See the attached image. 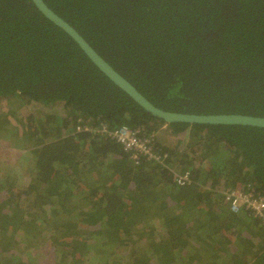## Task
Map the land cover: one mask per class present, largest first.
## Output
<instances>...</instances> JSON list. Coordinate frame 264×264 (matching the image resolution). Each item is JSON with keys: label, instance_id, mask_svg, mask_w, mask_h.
Masks as SVG:
<instances>
[{"label": "trees", "instance_id": "obj_1", "mask_svg": "<svg viewBox=\"0 0 264 264\" xmlns=\"http://www.w3.org/2000/svg\"><path fill=\"white\" fill-rule=\"evenodd\" d=\"M45 2L158 107L264 116V0ZM15 99L0 108V264H264L259 220L222 199L264 194L263 127L169 123L165 165L134 163L77 125L165 122L32 0H0V101Z\"/></svg>", "mask_w": 264, "mask_h": 264}, {"label": "built area", "instance_id": "obj_2", "mask_svg": "<svg viewBox=\"0 0 264 264\" xmlns=\"http://www.w3.org/2000/svg\"><path fill=\"white\" fill-rule=\"evenodd\" d=\"M76 130L93 131L102 137L114 140L121 144L126 152L130 153L131 159L136 164L146 159L165 165L168 154L155 148L156 140L164 137L169 138L173 143L175 140L177 143L178 140L168 123H163L157 130L150 133H146L140 127L117 126L110 128L105 123L99 127L78 124ZM174 178L177 186H186L192 182V173L188 168L178 170L175 171ZM242 188V190L222 193V199L229 204L232 211H246L249 215L257 218L264 228V194L257 192L254 186L250 184L244 185Z\"/></svg>", "mask_w": 264, "mask_h": 264}, {"label": "water", "instance_id": "obj_3", "mask_svg": "<svg viewBox=\"0 0 264 264\" xmlns=\"http://www.w3.org/2000/svg\"><path fill=\"white\" fill-rule=\"evenodd\" d=\"M38 10L53 24L67 33L83 50L87 57L115 85L129 95L140 107L165 123L188 122L221 125H247L264 128V116L243 113L196 114L166 110L150 101L132 82L118 72L86 38L68 21L58 15L45 0H32Z\"/></svg>", "mask_w": 264, "mask_h": 264}, {"label": "rangeland", "instance_id": "obj_4", "mask_svg": "<svg viewBox=\"0 0 264 264\" xmlns=\"http://www.w3.org/2000/svg\"><path fill=\"white\" fill-rule=\"evenodd\" d=\"M18 106V102L16 101V99L14 101H12V103H10L9 101H0V108L2 110H10V109H16V107ZM1 110V111H2ZM3 112V111H2ZM163 141H165L167 144H170V145H173L174 143H176V140L174 141V143L167 137H164L163 138ZM12 153H13V156H12V159H14L16 156H14L15 154H18L19 152H16L15 150H17V148H11L9 147V145L7 143H3Z\"/></svg>", "mask_w": 264, "mask_h": 264}]
</instances>
